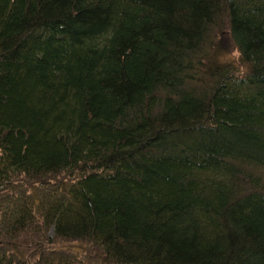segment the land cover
Returning <instances> with one entry per match:
<instances>
[{
    "label": "trees",
    "instance_id": "16d2710c",
    "mask_svg": "<svg viewBox=\"0 0 264 264\" xmlns=\"http://www.w3.org/2000/svg\"><path fill=\"white\" fill-rule=\"evenodd\" d=\"M0 264H264V0H0Z\"/></svg>",
    "mask_w": 264,
    "mask_h": 264
},
{
    "label": "clouds",
    "instance_id": "9594fccd",
    "mask_svg": "<svg viewBox=\"0 0 264 264\" xmlns=\"http://www.w3.org/2000/svg\"><path fill=\"white\" fill-rule=\"evenodd\" d=\"M245 53L239 47H233L230 51L217 57L218 63L221 65L230 64L233 68L232 76L235 83H239L248 73V65L244 62Z\"/></svg>",
    "mask_w": 264,
    "mask_h": 264
},
{
    "label": "rangeland",
    "instance_id": "374dc122",
    "mask_svg": "<svg viewBox=\"0 0 264 264\" xmlns=\"http://www.w3.org/2000/svg\"><path fill=\"white\" fill-rule=\"evenodd\" d=\"M220 42L221 44H223L225 46L226 49H230V42H229V38L227 37V32L225 28H222V33H221V37H220ZM51 238L53 237V233L49 232Z\"/></svg>",
    "mask_w": 264,
    "mask_h": 264
},
{
    "label": "water",
    "instance_id": "95a60500",
    "mask_svg": "<svg viewBox=\"0 0 264 264\" xmlns=\"http://www.w3.org/2000/svg\"><path fill=\"white\" fill-rule=\"evenodd\" d=\"M51 240H52V238H51Z\"/></svg>",
    "mask_w": 264,
    "mask_h": 264
}]
</instances>
